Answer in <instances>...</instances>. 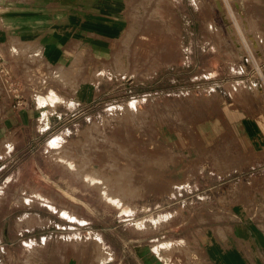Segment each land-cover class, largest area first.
I'll return each mask as SVG.
<instances>
[{
    "label": "rangeland",
    "instance_id": "rangeland-1",
    "mask_svg": "<svg viewBox=\"0 0 264 264\" xmlns=\"http://www.w3.org/2000/svg\"><path fill=\"white\" fill-rule=\"evenodd\" d=\"M183 1H143L121 73L72 74L74 97L89 78L95 98L2 147L0 258L139 264L146 248L186 249L195 197L172 180L179 164L193 173L196 122L240 99L264 105V0Z\"/></svg>",
    "mask_w": 264,
    "mask_h": 264
},
{
    "label": "crops",
    "instance_id": "crops-1",
    "mask_svg": "<svg viewBox=\"0 0 264 264\" xmlns=\"http://www.w3.org/2000/svg\"><path fill=\"white\" fill-rule=\"evenodd\" d=\"M143 1L0 0V52L25 100L13 108L16 99L0 79V153L7 141L50 127L62 105L95 98L97 85H88L89 78L78 82L74 97L72 74H120L122 59L138 55L129 31ZM57 73L65 75L62 81L54 78ZM51 91L58 100L43 103ZM189 140L197 145L184 150L185 158L193 155V173L186 162L179 164L181 177L172 182L177 180L185 199L195 197L186 216L195 236L187 239L186 249L146 248L136 253V261L264 264V105L240 99L221 106L195 123ZM85 262L74 255L0 258V264Z\"/></svg>",
    "mask_w": 264,
    "mask_h": 264
},
{
    "label": "built area",
    "instance_id": "built-area-1",
    "mask_svg": "<svg viewBox=\"0 0 264 264\" xmlns=\"http://www.w3.org/2000/svg\"><path fill=\"white\" fill-rule=\"evenodd\" d=\"M0 79L4 82L6 87L8 88L9 92L13 94L16 101L13 104V108H19L24 105V98L21 92V85L19 81L16 80L12 69L8 65L6 59L0 52Z\"/></svg>",
    "mask_w": 264,
    "mask_h": 264
},
{
    "label": "bare ground",
    "instance_id": "bare-ground-1",
    "mask_svg": "<svg viewBox=\"0 0 264 264\" xmlns=\"http://www.w3.org/2000/svg\"><path fill=\"white\" fill-rule=\"evenodd\" d=\"M216 2H217V0H215ZM78 167V166H77ZM83 172V171H82ZM95 172V171H94ZM93 173V172H92ZM82 174V173H81ZM97 174V173H96ZM92 177V176H91ZM98 178H99V176H98ZM105 178V177H104ZM106 179V178H105Z\"/></svg>",
    "mask_w": 264,
    "mask_h": 264
}]
</instances>
